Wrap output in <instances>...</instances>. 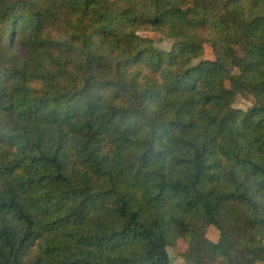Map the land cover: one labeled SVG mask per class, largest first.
I'll return each mask as SVG.
<instances>
[{
  "label": "trees",
  "instance_id": "obj_1",
  "mask_svg": "<svg viewBox=\"0 0 264 264\" xmlns=\"http://www.w3.org/2000/svg\"><path fill=\"white\" fill-rule=\"evenodd\" d=\"M256 237L264 0H0V264H256Z\"/></svg>",
  "mask_w": 264,
  "mask_h": 264
},
{
  "label": "rangeland",
  "instance_id": "obj_2",
  "mask_svg": "<svg viewBox=\"0 0 264 264\" xmlns=\"http://www.w3.org/2000/svg\"><path fill=\"white\" fill-rule=\"evenodd\" d=\"M142 36H149V37H153L155 38L156 42H157V46L161 49L164 50H170L173 46L174 40L159 33V32H145V31H141L140 32ZM214 52L213 49L211 48L210 45H206V51L205 54L203 56V58L201 59H214ZM201 59H197L195 62L200 61ZM255 103V99L253 96L250 97H244V96H238L235 100V107L243 109V110H247L249 107H251L253 104ZM256 240H264V239H260L259 237L255 238ZM186 245L185 242L180 241L177 244V247L173 248H169L170 249V253L173 257V264H176V261L178 260V258L181 256V253L183 251L186 250ZM185 249V250H184ZM257 264V263H256Z\"/></svg>",
  "mask_w": 264,
  "mask_h": 264
},
{
  "label": "crops",
  "instance_id": "obj_3",
  "mask_svg": "<svg viewBox=\"0 0 264 264\" xmlns=\"http://www.w3.org/2000/svg\"><path fill=\"white\" fill-rule=\"evenodd\" d=\"M207 234H208V237L213 240L214 242H218L219 241V238H220V230L217 229L215 226L211 225L209 228H208V231H207ZM186 245V249H187V243H185ZM185 250V249H184ZM169 253H170V249H169ZM170 256H171V259H172V263L173 264V257L170 253ZM176 264H186L184 259L180 256L178 258V260L176 261ZM257 264H264V262H258Z\"/></svg>",
  "mask_w": 264,
  "mask_h": 264
}]
</instances>
